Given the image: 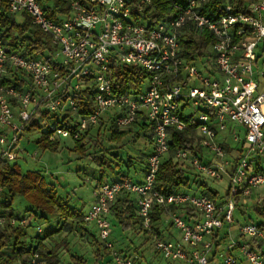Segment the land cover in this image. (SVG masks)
Masks as SVG:
<instances>
[{"label": "built area", "instance_id": "2783aa9c", "mask_svg": "<svg viewBox=\"0 0 264 264\" xmlns=\"http://www.w3.org/2000/svg\"><path fill=\"white\" fill-rule=\"evenodd\" d=\"M0 1L8 3L11 15H28L51 38L55 50L49 61L30 59L13 51L0 35V161L19 159L29 125L43 119L44 113L49 114L43 121L54 141L78 140L98 128L106 115L120 132L138 122L150 124L153 149L143 182L122 178L102 184L83 221L95 225L115 264H135L113 252L108 219L118 197L135 196L144 231L153 232L152 213L163 209L164 222L180 234L178 241L155 237L156 253L170 263L210 264L226 227L230 238L238 206L255 189L264 188V173L251 162L253 157L264 158V0H244L239 12L238 0L176 1L172 3L176 13L153 27L136 21L152 0H63L69 12L53 16L41 0ZM213 1H222L217 20L206 12ZM217 14L216 10L214 17ZM200 30L212 37L210 50L188 61L181 56L182 40ZM113 62L147 72V88L115 93ZM18 73L29 77L30 90L5 84ZM89 88L95 110L81 115L76 99ZM189 104L195 107L192 115H186ZM186 130L191 149L171 150L172 134ZM165 159L199 178L219 181L228 176L227 197L219 201L190 192L160 193L157 176ZM176 209L193 212L180 214ZM3 212L0 230L27 226V220L9 219ZM38 233H43L41 227ZM239 233L223 252H215L216 258L221 264H242L234 254L238 251L245 264H264L258 250L264 249V231L248 223L239 227ZM29 264H42L39 252L31 254Z\"/></svg>", "mask_w": 264, "mask_h": 264}, {"label": "trees", "instance_id": "16d2710c", "mask_svg": "<svg viewBox=\"0 0 264 264\" xmlns=\"http://www.w3.org/2000/svg\"><path fill=\"white\" fill-rule=\"evenodd\" d=\"M44 4L53 2V6H48L47 10L50 16L55 13H68L69 7L63 0H41ZM184 3V0H152V6L146 9L142 15L136 18L137 23L146 21L151 27L157 23L163 21L171 15H174L176 11L172 6L173 2ZM237 12L242 10V4L244 0H238ZM222 1H213L209 3L206 12L210 13L213 20H217L220 15L219 8ZM218 12L217 16L214 17V13ZM21 22L17 21L18 16H13L9 12V6L6 1H0V35L3 37L5 44L10 47L13 51H19L23 56L27 58H39L45 59L46 61L51 60L54 55V47L52 45L51 38L44 34L41 30L35 27L32 23V19L28 15H21ZM186 40H182L181 56L186 58L188 61L196 60L197 58L203 57L207 47L212 43L213 39L204 30H200L199 36L194 37L193 34ZM112 76L114 79V90L115 93L130 92L131 90L141 91L144 89L145 83L149 80L150 75L137 68L136 66L126 65H111ZM5 84L15 87L19 91H28L31 89V81L25 73H18L5 80ZM94 92L92 88L86 89L82 94L77 97V104L79 106V113L81 115H90L95 110L94 104ZM49 114L44 113L43 119H49ZM55 118V117H52ZM104 125L101 123L97 132H100V128ZM107 130L111 132V140L113 143L122 144L123 140L132 131L120 132L115 129L109 122ZM27 132L34 130H42L44 132L42 138L37 142L38 147L44 151L50 150L57 152L60 143L51 140V133L45 126H40L37 120H33L29 125ZM134 128H141L137 131L141 136L145 138L152 137V126L145 122H138L133 125ZM92 131V130H91ZM91 131L80 136V139L75 140L74 151L82 158L90 156L88 154L87 139L90 137ZM97 134V133H96ZM98 136V135H97ZM97 139V138H96ZM96 144H98L96 142ZM192 141L190 138V130L185 132H174L172 134L171 150L177 149H191ZM225 148L229 151L232 149L230 145L224 144ZM239 147V146H237ZM236 147V148H237ZM105 150V149H103ZM103 152V151H102ZM150 155V154H149ZM149 155H147V160ZM120 154H116L114 160L103 161L108 166L120 169L122 166L121 162L123 159L118 160ZM139 159L128 157L126 169L118 171L116 179H112L110 182L117 181L122 178H131V168L134 167V161ZM147 160L140 162L143 164L141 171L145 174L147 170ZM121 161V162H120ZM141 161V160H139ZM251 162L257 167V171L264 173V166L262 164V157H253ZM137 171V170H136ZM196 181L199 176L195 175ZM104 177L101 178L102 181ZM132 179V178H131ZM102 185V184H101ZM100 185V186H101ZM0 187L3 189V195L6 194L10 197V200H3V195L0 198V211H8V218H14L13 202L15 197H22L26 202L30 204L27 209L28 212L33 213V218L37 220H47L46 216H57L59 224H69V222L78 223L80 226L85 224L83 221L84 213L76 208H73L68 200L58 196L56 188L49 184L46 178L43 176L41 171L23 173L20 167L15 163H8L0 161ZM203 191L199 190L202 195H207L212 198L218 199V195L211 193L207 186L203 183L200 184ZM98 188V187H96ZM157 190L164 194L169 195L171 193L185 192L189 193L191 190L190 179L187 174L179 169V166L173 163L172 160L165 159L161 165L160 171L157 176ZM227 197V194L223 199ZM258 214L261 216L263 221L258 224L260 229L264 231V197L260 198L257 202ZM240 206H238L239 208ZM115 212V217L118 223L123 227V230H131L136 226L141 227V219L136 215L137 206L134 199L130 197H119L112 208ZM180 214H189L193 212L190 209L181 210L176 209ZM165 216L163 209H155L152 213L153 232H159L156 228ZM58 229L48 228L43 230V233L36 237L27 238L29 236V226L26 227H10L8 226L4 230H0V264H29L31 254L36 251L40 253L41 261L46 264H62V259L59 256L58 250L48 249L43 242L52 239L57 234ZM96 250L97 264L102 262L105 258L107 248L97 240L94 236ZM220 247V243H217L216 250ZM8 256L1 258V255L6 254ZM258 250L264 257V249L259 246ZM211 259L214 260L215 256ZM11 253V254H10ZM68 264H89L88 260L84 256L74 254L70 256V263Z\"/></svg>", "mask_w": 264, "mask_h": 264}, {"label": "rangeland", "instance_id": "374dc122", "mask_svg": "<svg viewBox=\"0 0 264 264\" xmlns=\"http://www.w3.org/2000/svg\"><path fill=\"white\" fill-rule=\"evenodd\" d=\"M21 20L22 18H17L18 22H21ZM199 33L200 31H197L192 34L194 37H198ZM189 36L191 35L187 34L186 39H188ZM209 46L204 55L209 52ZM147 86V83H145L143 88L146 89ZM183 106L182 104V107ZM194 113L195 107L193 105L189 104L186 106V115H192ZM197 115L198 114H196V116ZM106 117L108 116L106 115L105 118ZM108 119L109 118L104 120V125L100 128V132H97L99 127L92 129L90 137L87 139L88 154H90L87 158H82L80 154L74 151L75 143L72 139L57 138L56 141L60 143L57 152H52L50 150L44 151L39 148L37 142L44 134L41 127V130L30 131L24 135L21 142L23 151L19 159L13 163H16L23 173L41 171L48 183L57 186L59 196L68 198L71 206L75 205L78 208L84 207V210H87L93 202L94 188L96 189V187H99L101 184L108 183L112 181V179L118 178V171L122 169V166L124 167L123 169H126L125 166L127 165L129 156L141 160L134 161V167L131 168V178L136 181L135 172L143 167V164L140 162L146 161V157L149 151H151L149 150L147 138L135 131L134 127L128 129V131L132 132L128 134L122 144L113 143L111 140V132L107 130L110 126ZM38 122L40 126L46 125L43 119H39ZM241 137H244V132L241 134ZM227 140L234 144L233 139L229 138V136H227ZM96 142L98 144H96ZM116 154H120L117 161L121 160V158L124 161H120L122 163L120 169L114 168V165L109 167L108 164L103 163V161L107 162L108 160L112 161L116 159ZM262 164L264 166V158ZM101 176L105 178L104 181L101 180ZM187 177L190 179L191 184L190 193H199L200 189V191H203L205 188L200 187V184L203 183L211 193L218 195L217 198L219 201L227 194L230 185L228 176H223L222 180L219 181L208 178H198L196 181L195 174L189 173ZM263 190L264 188L254 192V198L264 196L262 195L264 194ZM2 198L3 200H10V197L6 194H4ZM29 206L30 204L22 197H15L13 202L14 218L19 221L22 219L27 220L29 226L28 239L38 235L39 227L43 230L48 228L58 229L57 234L52 239L48 240L47 245L50 249L56 248L58 250L63 262L62 264L70 263V256L74 251L75 253L84 255L89 264H97V246L93 237L95 236L100 242L101 240L99 232L94 224L88 225L92 232V237H86L85 240L79 235L83 230L81 233H76L77 229L80 227L78 223L70 222L63 226L62 223L57 224V220L55 219H50L49 222L34 219L33 213L27 210ZM3 213L9 214L8 211H4ZM234 218L236 222L235 228H239L248 223H255L258 225L263 220L258 214L257 206L249 204L247 208L244 202L240 204V207L234 214ZM109 221L112 230L110 241L114 246L113 252L122 256H127L132 259L135 264H170V262L164 260L162 256L156 253L153 240V238L155 239V235L153 232H146L139 227L124 231L123 227L117 220H114L112 216L109 217ZM228 230L229 228L226 227L222 231V235H227ZM175 233L176 235L173 240H180V234L177 231ZM237 236L238 231L234 230V232L230 233L228 242H230L231 238H237ZM9 251L10 250L6 251V254L1 255V258H4L6 255L8 256ZM107 251L105 252L106 257H108ZM109 253L111 254L110 251Z\"/></svg>", "mask_w": 264, "mask_h": 264}, {"label": "crops", "instance_id": "0c3cea01", "mask_svg": "<svg viewBox=\"0 0 264 264\" xmlns=\"http://www.w3.org/2000/svg\"><path fill=\"white\" fill-rule=\"evenodd\" d=\"M48 5L50 6L51 5V7L53 6V2H49L48 3ZM18 17H20V18H22L21 17V15H19ZM107 120V117L105 118L104 117V120ZM104 120H103V122H104ZM141 128L139 127V128H135L134 130L136 131H139ZM147 141L149 142L148 143V145H149V150H151V151H149V153H148V155L149 154H151V152H152V149H153V144H152V138H148L147 139ZM144 153V152H143ZM234 155H233V157L234 156H237V154H236V152H234L233 153ZM204 157H205V159H208V156L205 154L204 155ZM141 169L142 168H139V170H137L136 172H135V178H136V181L135 182H138V183H141V182H143V180H144V173L141 171ZM44 176V175H43ZM100 178H102V176L100 177ZM96 180V179H95ZM103 180H105V178L103 179ZM50 184V183H49ZM51 185H53L55 188H56V192H57V186H55L54 184H51ZM260 189H262V188H257V189H255L254 191H253V193L254 192H256V191H259ZM94 190H95V188H94ZM263 192H264V190H263ZM57 194H58V192H57ZM254 194H252V196L248 199V200H245V204L247 205V208L249 207V204L250 205H254V206H256L257 205V202H258V200L260 199V198H263L264 196H260V197H257V198H254V196H253ZM262 195H264V194H262ZM58 196H59V194H58ZM126 196H128V197H130V199H134L135 200V196H132V195H127V194H123V195H121L120 197H126ZM59 197H61V196H59ZM61 198H63V197H61ZM119 198V197H118ZM64 199H66V200H68V202L70 203V201H69V199L68 198H64ZM117 201V200H116ZM94 203V192H93V202L90 204V206H89V208L92 206V204ZM116 203V202H115ZM70 205H71V203H70ZM115 205V204H114ZM114 205L112 206V208L114 207ZM240 206V205H239ZM72 207L73 208H76V209H79V210H81L84 214L88 211V209L87 210H84V207L83 208H78V207H76L75 205H72ZM112 208H111V211H110V214L108 215V219H109V217L110 216H112L113 217V219L114 220H116V217H115V212L112 210ZM238 209V208H237ZM136 215L138 216V211H136ZM139 217V216H138ZM165 217L166 216H164V218H163V221L156 227V228H158L159 229V232H156V233H154V237H161V239H165V240H173L174 238H175V235H176V231H174L175 229H173L169 224H166L165 222H164V219H165ZM46 218H47V222H49V220L51 219H55V220H57L56 221V223L58 224L59 223V219H58V217L57 216H46ZM263 221V220H262ZM70 223V222H69ZM136 227H139L140 228V226L138 225V226H136ZM135 228V227H134ZM133 228V229H134ZM133 229H131V230H133ZM83 230V231H82ZM234 230H237L238 231V236H237V239H238V237L240 236V233H239V228L237 227V228H235L234 226L230 229V233H232V232H234ZM81 231H82V233H81ZM81 233V234H79L81 237H83V239H85L86 240V237H92V232H91V230H90V228L88 227V225H86V224H82L78 229H77V231H76V233ZM227 235H222V233H221V241H220V247L217 249V251L219 252V253H221V252H223L224 251V249L228 246V244H229V242H228V238L226 237ZM93 239H94V237H93ZM153 240H154V238H153ZM174 241H177V240H174ZM43 244L48 248V249H50L49 247H48V240L47 241H45V242H43ZM97 250V249H96ZM107 253H108V257H106L105 256V258L103 259V261L102 262H99V264H113L114 263V261H113V258H112V255L109 253V251H107ZM11 254V253H10ZM74 254H78V255H80V256H84V255H82V254H80V253H75V251H74V253L73 254H71V255H74ZM234 254H235V256L239 259V261L242 263V264H245V262H244V260H243V257H242V254L240 253V252H238V251H236V252H234ZM60 256V255H59ZM61 257V256H60ZM85 257V256H84ZM86 258V257H85ZM179 263H181V262H177V263H170V264H179ZM212 264H221V260H220V257L218 256L217 258L215 257L214 258V260L211 262ZM42 264H46L45 262H42Z\"/></svg>", "mask_w": 264, "mask_h": 264}]
</instances>
